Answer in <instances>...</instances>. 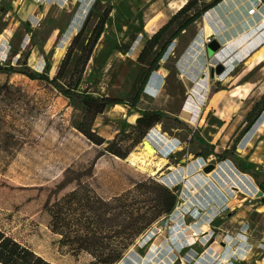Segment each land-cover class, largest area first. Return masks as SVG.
<instances>
[{"label":"rangeland","instance_id":"374dc122","mask_svg":"<svg viewBox=\"0 0 264 264\" xmlns=\"http://www.w3.org/2000/svg\"><path fill=\"white\" fill-rule=\"evenodd\" d=\"M180 1L0 0V45L5 46L0 63L20 70H0V117L16 126L0 124V228L45 258L59 264H182L183 259L185 264H247L240 253L250 246L247 235L264 230V214L256 212L264 195L258 196L261 188L251 174L244 172L253 180L242 174L226 175L227 165L240 169L230 158L219 159L217 152L234 150L239 163L256 172L264 183L263 142L258 137H264L259 128L264 119L246 129L247 115L240 108L241 98L264 78V67L255 62L226 65L217 73L218 61L211 60L213 53L209 55L203 45L207 38L204 27L219 28L214 12L209 19L210 11H206L175 38L159 61L160 67L156 65L139 105L162 109L169 117L155 124L148 132L150 139L145 136L126 158L110 153L106 146L116 138L123 150L131 147L141 115L138 110L128 104L108 106L93 123V130L106 139L97 145L76 128L85 110L80 96L67 97L47 80L31 79L22 72L31 68L39 74L49 61V74L54 77L76 33L85 24L84 35L90 33L105 8L112 5L98 41L104 50L98 52L95 47L79 91L87 89L100 98L131 99L135 80L148 69V64L137 60L149 38L146 25L154 16L171 18L176 12L172 4ZM257 14L249 16L252 24ZM33 17L38 18L36 22ZM124 42L130 46L125 53L119 49ZM132 50L137 57L130 73L125 61ZM79 53L77 46L71 68ZM207 76L206 98L199 116L191 121L183 109L197 82ZM220 90L226 94L218 110L210 96ZM258 97L255 93L247 100ZM10 130L18 139L11 147L5 142ZM147 143L154 155L146 151ZM211 150L214 153L206 154ZM132 151L149 162L146 169L130 160ZM248 157L258 165L247 163ZM163 158L167 163L157 170V162ZM204 164L215 167L206 172ZM248 179L256 184L253 192L233 183L242 180L248 184ZM72 187L92 196L105 212L118 215L119 221L133 222L137 233L129 248L103 256L85 246H69L42 211L2 195L3 191L22 195L39 191L56 197L66 195ZM205 222L210 225V236L202 244L200 225Z\"/></svg>","mask_w":264,"mask_h":264},{"label":"trees","instance_id":"16d2710c","mask_svg":"<svg viewBox=\"0 0 264 264\" xmlns=\"http://www.w3.org/2000/svg\"><path fill=\"white\" fill-rule=\"evenodd\" d=\"M221 0H213L208 2L207 0H188L186 4L177 10L168 22L164 24L157 32L153 34L152 37L147 38L143 48L138 54L137 60L145 65L148 64V69L144 76H138L135 80L133 87H136V92L131 99H123L119 97L104 96L98 97L92 93H89L87 89L80 92L79 87L81 80L85 71V68L93 54V51L102 36L105 24L107 22L108 16L112 10V5L105 8L102 16L98 19L97 23L93 27L92 31L85 34V25L76 33L74 36L69 49L63 58L57 74L54 77L50 76L51 63L46 62L45 69L41 73H36L31 68H27L22 72L29 76L31 79H41L47 80L53 84L61 93L67 97L73 95H78L81 97V101L84 105V113L79 122L76 124L78 131L83 133L90 141L96 143L97 145H102L106 143L105 137L98 134L93 130V123L96 117L105 111V109L110 105L116 104H128L132 108H135L140 112V116L137 118L136 125L134 127L135 137L133 144L126 150H123L120 145H118L117 139H113L106 146V150L110 153L126 158L131 149L136 146L141 140L148 135L150 129L162 121L163 118L169 117L168 113L162 109L158 108H142L140 107V101L142 100V95L144 94L145 86L151 78V74L154 71L156 65L159 63L163 55L165 54L170 43L180 36V34L186 30L188 27L192 26L194 23L199 21L203 14L210 10L214 5L219 3ZM174 26V27H173ZM173 27L170 34L164 38V34L169 28ZM78 46L80 53L74 63L73 68L70 67L73 57V52ZM130 46L127 42L122 43L119 49L122 52L129 51ZM152 54L154 55L152 58ZM149 61V62H148ZM0 70L19 72L15 66H7L0 63ZM264 119V93L260 99L255 103L252 110L247 114L244 123H248L246 129L251 128L256 123H261ZM0 124H8L10 127H16L14 122L7 121L6 118L0 117ZM125 128L122 127L121 131ZM18 139L12 130L6 131L5 142L9 147L15 145ZM214 150L207 152L206 154H212ZM219 159L230 158L235 162V165L243 172L251 174L261 191L264 193V183L260 181L259 176L253 170L248 167L242 166L235 157L234 150L230 148L224 149L222 152H217ZM0 264H59L53 262L30 246L22 243L12 235L8 234L6 231L0 228Z\"/></svg>","mask_w":264,"mask_h":264},{"label":"bare ground","instance_id":"6f19581e","mask_svg":"<svg viewBox=\"0 0 264 264\" xmlns=\"http://www.w3.org/2000/svg\"><path fill=\"white\" fill-rule=\"evenodd\" d=\"M90 0H87V2ZM188 0H181L179 3H173L172 5L176 8V11L182 8ZM261 0H224L223 3L219 4L216 7L217 13H219L223 20L227 23L234 21L237 18L238 14H244L246 11L258 6ZM246 3H251L252 6H246ZM247 8V10H246ZM208 18L211 19L212 15L207 14ZM249 16V15H248ZM248 16H245L246 18ZM34 21H37V17H33ZM169 20V17L166 16H154L149 19L146 25V34L148 37H152L155 32H157L164 24ZM223 21V22H224ZM241 31V29H240ZM234 36V33H230L223 40H230ZM103 45L97 44L96 49L99 52L104 50ZM0 57L4 58L5 56V46L0 45ZM133 50L131 51L132 54ZM137 54H132L125 61V69L131 73L133 69L134 60L136 59ZM255 58L262 60L263 56L261 52L254 54L250 61H253ZM207 82L208 76L206 78H201L197 82L196 86L193 89L192 96L187 100L185 107L183 109V115H186L191 121H195L199 116L200 107L204 103L207 94ZM264 86L262 87V91ZM263 94V93H262ZM116 106H123V104H116ZM264 130V121L259 125V128ZM153 133V132H151ZM146 151L150 155H154V150L151 145L147 143L145 147ZM132 162H139L141 169H146L147 163L139 152L132 151L129 156ZM167 163L166 158L161 159L157 162L159 170L163 165ZM226 175H239L248 176L250 179L253 178L238 170L233 165H227ZM220 169V167L218 168ZM220 171V170H219ZM248 179V184L245 181L239 180L234 181L233 183L238 186L240 189H245L249 192L256 190V184L252 180ZM58 183L56 187H58ZM64 194H59L56 197H53L52 192H28L25 194H19L16 192L9 193L8 191H3L7 200L11 198V201L14 203H19L26 205L33 209L34 211H42L40 214L46 215L52 226L62 235V241L70 245H81L85 246L88 249L96 252L97 254L107 256L120 254L129 248L133 241L136 238L137 229L135 228L131 220L124 221L118 220V215L115 216L111 212H105L102 209L101 204L93 199L92 196L86 195L80 192L79 189H70L69 192ZM58 197V198H57ZM57 198V199H56ZM264 208V206H263ZM104 211V212H103ZM203 236L200 243L205 244L209 238L208 230L210 225L205 222L200 225ZM224 262L227 261L226 258L223 259ZM186 261L183 259L182 264H185ZM155 264H163L162 261H155Z\"/></svg>","mask_w":264,"mask_h":264},{"label":"crops","instance_id":"0c3cea01","mask_svg":"<svg viewBox=\"0 0 264 264\" xmlns=\"http://www.w3.org/2000/svg\"><path fill=\"white\" fill-rule=\"evenodd\" d=\"M224 0H221L219 3L214 5L209 11L214 12L213 14L216 16L217 20L219 21L220 25L217 29L215 27H212L209 25L208 28L204 27V29L207 30V34H205V37L212 36L213 40H216L220 45L219 48L213 52L212 55H210V50L208 47V53L211 56V60L216 59L218 62H221L226 67H232L235 65V67L239 64H253L254 62L262 65L264 67V25L261 23V20L264 16V0H261L259 2L258 6H260V13H258L254 17V22L251 23L253 20L249 19L244 16V14H238L237 18L234 19V21L227 23L223 20V17L217 13L216 7L223 3ZM247 8L252 6L251 3H246ZM246 8V9H247ZM224 21V22H223ZM198 22V21H197ZM221 26V27H220ZM191 27V26H190ZM188 27L186 30H184L182 33L187 32L189 30ZM241 29V31H240ZM230 33H234V36L227 41H224L223 39L227 37ZM180 37V36H178ZM197 42V41H196ZM250 49V47H253ZM247 52V53H246ZM261 52L263 58L262 60H258V58H255L253 61H250V58L256 54ZM234 79L237 78V75H234ZM264 86V78L260 79L258 82L253 85L249 92L247 93V96L245 98H241V107L244 111V116H246L254 107L255 103L258 101H251L249 102L247 100V97H250L252 95H255V93L259 94L258 99L262 96V93H264V90L262 91V87ZM237 87H241L239 84ZM236 91V90H235ZM225 90L215 91L210 96V102L215 101L214 105L219 110V102L222 97L225 96ZM222 120L225 118H221ZM243 121V118H241L239 124ZM262 140V149L260 152H264V137L258 136ZM258 152V153H260ZM247 163L250 164H256L258 165V162L254 160L252 157H248L246 159ZM262 161V160H261ZM264 203L261 204L259 207L256 208V212L259 213V215L264 214L263 209ZM252 238V241H250V237L247 238V244H249V248H247L244 252L241 251L240 255H242V260L247 264H264V230L258 235H247ZM246 241V240H245ZM243 242V240H242Z\"/></svg>","mask_w":264,"mask_h":264},{"label":"water","instance_id":"95a60500","mask_svg":"<svg viewBox=\"0 0 264 264\" xmlns=\"http://www.w3.org/2000/svg\"><path fill=\"white\" fill-rule=\"evenodd\" d=\"M219 45L220 44L216 40H212L210 42V44H209V50H210V52H212V53L215 52L219 48ZM159 67H160V64L158 63L157 64V68H159ZM216 68H217V73H221L224 70L225 66H224V64L217 62ZM149 135H147V138L148 139H150V136ZM202 164H203V162H202ZM214 167H215V164H208V165H205L203 169H204V171L209 172ZM262 195H264L263 191L259 190L258 191V196H262Z\"/></svg>","mask_w":264,"mask_h":264},{"label":"built area","instance_id":"2783aa9c","mask_svg":"<svg viewBox=\"0 0 264 264\" xmlns=\"http://www.w3.org/2000/svg\"><path fill=\"white\" fill-rule=\"evenodd\" d=\"M256 13H260V6H254V7H252L249 10L248 15L251 16V15H255ZM261 23L264 25V16H263V19L261 20ZM212 40H213V37L212 36H207L206 40L203 41V45H205V49L207 51H208L209 44H210V42Z\"/></svg>","mask_w":264,"mask_h":264}]
</instances>
